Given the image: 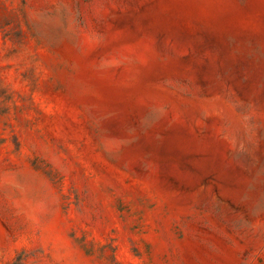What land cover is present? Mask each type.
Here are the masks:
<instances>
[{
	"label": "rangeland",
	"instance_id": "1",
	"mask_svg": "<svg viewBox=\"0 0 264 264\" xmlns=\"http://www.w3.org/2000/svg\"><path fill=\"white\" fill-rule=\"evenodd\" d=\"M0 264H264V0H0Z\"/></svg>",
	"mask_w": 264,
	"mask_h": 264
}]
</instances>
